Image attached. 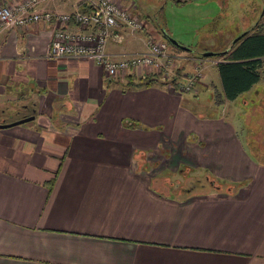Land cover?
Here are the masks:
<instances>
[{
  "label": "crops",
  "instance_id": "obj_1",
  "mask_svg": "<svg viewBox=\"0 0 264 264\" xmlns=\"http://www.w3.org/2000/svg\"><path fill=\"white\" fill-rule=\"evenodd\" d=\"M177 1L201 20L236 10L234 0ZM151 27L107 51L140 52ZM51 35L49 22L0 32V123L32 116L0 129V264H264V163L226 118L238 100L210 90L216 66L190 93L127 85L89 59L49 56ZM207 51L179 54V70ZM200 89L209 114L191 100ZM177 174L196 185L175 184Z\"/></svg>",
  "mask_w": 264,
  "mask_h": 264
},
{
  "label": "built area",
  "instance_id": "obj_2",
  "mask_svg": "<svg viewBox=\"0 0 264 264\" xmlns=\"http://www.w3.org/2000/svg\"><path fill=\"white\" fill-rule=\"evenodd\" d=\"M56 0H19L0 4V32L36 22H49L52 35L47 54L53 57H81L98 65L107 79L148 78L172 83L174 90L194 92L205 68L216 66L220 56H194L187 71L179 72L181 55L168 51L165 39L147 31L140 39V52L116 57L107 51L110 40L121 42L123 35L135 36L146 31L147 19L135 11L134 2L122 0H72L70 9L62 11L41 7ZM185 60V59H184Z\"/></svg>",
  "mask_w": 264,
  "mask_h": 264
},
{
  "label": "rangeland",
  "instance_id": "obj_3",
  "mask_svg": "<svg viewBox=\"0 0 264 264\" xmlns=\"http://www.w3.org/2000/svg\"><path fill=\"white\" fill-rule=\"evenodd\" d=\"M132 1L137 6V12L147 19V22L152 26L151 28L157 33L156 36L161 37V34L157 30H165V33L172 38L184 43V46L192 53L199 52L202 48H208L214 52L215 50H220L241 32L252 27L258 21L261 13H263L262 18H264V0H234L236 10L233 14L229 12L224 13L221 10L219 16L209 20L199 19L201 17L198 7L190 1ZM140 43L142 44V41ZM140 48L143 49V44ZM167 49L173 54L184 52L171 44H168ZM189 54L192 55L191 53H187L188 56ZM209 69L211 70L208 72H215V67H207L204 72ZM214 77L210 84V90L213 93L220 88V80L217 73L214 74ZM153 83L164 84L174 88L172 83ZM199 92V95H191V100L198 101L199 103L202 102L203 106L201 110L203 109L204 113L209 114L210 111L205 110L206 106L210 104L209 98L204 89H200ZM241 94L235 99L238 100V104L234 105L236 113L232 114V117L226 118H230L229 120L234 123L245 154L249 156L250 160L264 163V71L260 74L259 81L254 83L250 90ZM241 98L245 100L244 104H241V101H243ZM228 104L231 105L232 103H227L226 108H228ZM215 107L220 111L218 114L225 117V112L222 109L223 106L216 105ZM180 179L178 174L171 177V180L175 184H177V181L183 182L182 184L185 185H196L197 183L196 179ZM204 186L207 187L205 183Z\"/></svg>",
  "mask_w": 264,
  "mask_h": 264
},
{
  "label": "trees",
  "instance_id": "obj_4",
  "mask_svg": "<svg viewBox=\"0 0 264 264\" xmlns=\"http://www.w3.org/2000/svg\"><path fill=\"white\" fill-rule=\"evenodd\" d=\"M262 14L244 35L231 43L227 50L217 55L221 57V60L217 62L216 68L223 95L228 100H233L239 94L248 91L254 83L259 81L260 74L264 71V18H262ZM160 31L157 30L158 33ZM163 37L161 36V38ZM165 41L167 45L170 44L166 39ZM202 54L203 52L200 55ZM177 71L180 72L179 68ZM153 82L164 83L156 76H151L138 78L135 81H132L131 77H127L125 84L147 86ZM137 167L144 169L145 163L141 161Z\"/></svg>",
  "mask_w": 264,
  "mask_h": 264
},
{
  "label": "water",
  "instance_id": "obj_5",
  "mask_svg": "<svg viewBox=\"0 0 264 264\" xmlns=\"http://www.w3.org/2000/svg\"><path fill=\"white\" fill-rule=\"evenodd\" d=\"M246 33V31L244 32H241L239 35H237L232 41L231 43H234L235 41H237L242 35H244ZM164 38L173 46H175L176 48L180 49V50H183V51H188L189 49L180 44L176 39L172 38L170 35L168 34H164L163 35ZM221 53V52H220ZM203 56H215V55H218V53L216 52H212V51H207V52H203L202 54ZM32 116H25V117H22L18 120H15V121H12V122H8V123H0V129L2 128H6V127H9L11 125H14V124H19V123H22L24 121H27L29 119H31Z\"/></svg>",
  "mask_w": 264,
  "mask_h": 264
}]
</instances>
